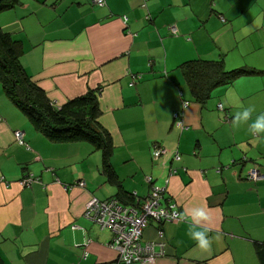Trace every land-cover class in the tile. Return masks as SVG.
I'll use <instances>...</instances> for the list:
<instances>
[{"label": "crops", "instance_id": "0c3cea01", "mask_svg": "<svg viewBox=\"0 0 264 264\" xmlns=\"http://www.w3.org/2000/svg\"><path fill=\"white\" fill-rule=\"evenodd\" d=\"M105 1L100 7L93 0H21L0 12L21 69L54 105L98 89L97 122L112 140L115 171L108 182L100 151L87 142H50L0 82V175L11 182L0 180L1 260L117 264L112 232L84 217L85 205L92 197H145L151 176L153 187L167 180L161 202L184 220L150 221L142 238L163 242V253L156 245L153 263L128 264H260L264 133L249 125L264 113V0ZM198 60L217 63L219 74L242 70L210 86L200 101L182 71ZM250 107V119L237 124L236 113ZM176 113L186 129L174 122ZM17 130L27 146L15 141ZM155 143L166 153L153 161ZM254 168L258 181L247 178ZM27 174L40 180L25 188L19 180ZM197 207L209 216L198 226L212 238L208 250L186 235Z\"/></svg>", "mask_w": 264, "mask_h": 264}, {"label": "trees", "instance_id": "16d2710c", "mask_svg": "<svg viewBox=\"0 0 264 264\" xmlns=\"http://www.w3.org/2000/svg\"><path fill=\"white\" fill-rule=\"evenodd\" d=\"M20 2L21 0H0V12L12 9L20 4ZM18 53L19 49L16 41L0 28V82L9 99L27 115L34 129L40 132L50 142L65 143L84 141L93 146L95 150L100 151L102 173L106 176L108 182H115V171L110 164V157L113 151L112 140L109 133L101 128L97 122L100 114L96 96L98 89L70 99L61 106H56L48 99L44 90L33 82L31 77L21 69ZM182 66H184L182 71L184 72L186 82L190 90L192 89V95L200 101H204L207 98L210 86L216 83L229 82L242 70L234 69L232 71H223V74H219L221 69L217 63L202 60L187 61ZM212 75L217 79L214 81L211 80L210 76ZM175 120L176 118L174 116V122ZM155 144L158 145V143ZM153 149L151 147V158L155 161L152 157ZM0 180L5 181L7 184L11 183L3 175H0ZM37 180H40L39 176L27 174L19 182L21 186L27 188L31 187L32 183ZM23 181L24 184L22 183ZM82 181L85 182L84 179H80L77 184L80 187H85V184L80 185ZM151 181L149 182L151 187L148 194H150L151 188L153 187ZM135 197L139 196L129 193L128 195L108 197L103 200L95 197L92 198L100 202H107L111 198H116L121 204H129L135 201ZM111 242L112 238L109 244ZM258 254L260 264H264V249L258 250ZM0 264H4L1 258Z\"/></svg>", "mask_w": 264, "mask_h": 264}, {"label": "built area", "instance_id": "2783aa9c", "mask_svg": "<svg viewBox=\"0 0 264 264\" xmlns=\"http://www.w3.org/2000/svg\"><path fill=\"white\" fill-rule=\"evenodd\" d=\"M98 6H104L105 0H93ZM220 19L225 21L221 16ZM171 34H177L178 30L175 26L169 27ZM188 101L183 102V106H187ZM218 108H222L221 105ZM180 114H175V123L180 129H186L183 122L177 119ZM15 141L20 145L27 146L24 141L23 133L20 130L15 132ZM152 157L154 160L166 153V149L154 144ZM178 153L173 154V159H178ZM175 170H172L174 173ZM248 179L258 181L262 178L259 170L251 169L247 175ZM148 183L152 180L147 177ZM24 184V181L22 182ZM85 182H80L84 185ZM168 182L162 187H152L150 194L145 197H135L132 203L121 204L118 199L111 198L109 201L100 202L95 198H91L84 209V217L97 223L101 228H107L112 232V242L110 247L118 252L117 264L125 263L124 256L128 257V262L153 263L157 254L155 246L160 247L161 252L164 251L163 242L145 241L142 238L144 229L150 221L157 223L173 222L184 220V216L180 214L175 206H164L161 202ZM160 234V233H159ZM160 236H162L160 234ZM87 252H84L86 256Z\"/></svg>", "mask_w": 264, "mask_h": 264}, {"label": "clouds", "instance_id": "9594fccd", "mask_svg": "<svg viewBox=\"0 0 264 264\" xmlns=\"http://www.w3.org/2000/svg\"><path fill=\"white\" fill-rule=\"evenodd\" d=\"M260 22V20L257 21V23ZM253 111L254 109L251 107L243 109L236 113L234 119L237 124L247 122ZM249 130L256 134L264 133V113L256 117V119L249 125ZM208 219L209 216L205 208L197 207L190 210L186 235L190 240L194 241L195 245L201 250H208L212 246V238L209 236L208 230H200L198 227L202 222L208 221ZM123 260L125 264H128L127 256H124Z\"/></svg>", "mask_w": 264, "mask_h": 264}]
</instances>
